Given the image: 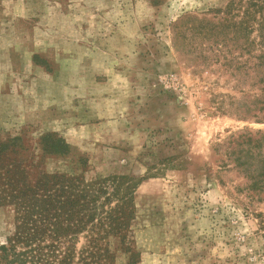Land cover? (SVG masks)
I'll return each mask as SVG.
<instances>
[{"label":"rangeland","instance_id":"obj_1","mask_svg":"<svg viewBox=\"0 0 264 264\" xmlns=\"http://www.w3.org/2000/svg\"><path fill=\"white\" fill-rule=\"evenodd\" d=\"M229 1L0 0V245L13 175L133 176L135 264H264V201L219 150L264 120L235 117L248 79L189 32Z\"/></svg>","mask_w":264,"mask_h":264},{"label":"trees","instance_id":"obj_2","mask_svg":"<svg viewBox=\"0 0 264 264\" xmlns=\"http://www.w3.org/2000/svg\"><path fill=\"white\" fill-rule=\"evenodd\" d=\"M218 13L222 18L217 22L199 20V28L190 24L189 32L199 36L200 44L209 42L206 50L218 61L221 56L227 68L234 67L237 77L248 79L244 112L235 117L260 122L264 120V0H230ZM242 54L247 55L244 61ZM41 145L48 155L69 153L64 140L52 135L44 136ZM219 150L221 165H232L246 182L244 190L264 201V134L230 137ZM15 177L9 181L6 202L13 207V227L0 245V264H116L120 252L129 254L128 264H135L131 229L140 184L135 177L86 181L81 176L40 174L32 185L21 186Z\"/></svg>","mask_w":264,"mask_h":264}]
</instances>
